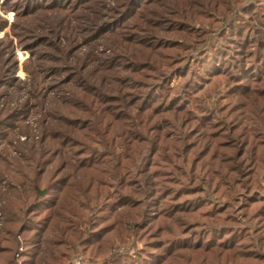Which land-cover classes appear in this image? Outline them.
Instances as JSON below:
<instances>
[{
  "label": "trees",
  "instance_id": "trees-1",
  "mask_svg": "<svg viewBox=\"0 0 264 264\" xmlns=\"http://www.w3.org/2000/svg\"><path fill=\"white\" fill-rule=\"evenodd\" d=\"M15 2L55 57L0 72V264H264V0Z\"/></svg>",
  "mask_w": 264,
  "mask_h": 264
},
{
  "label": "rangeland",
  "instance_id": "rangeland-1",
  "mask_svg": "<svg viewBox=\"0 0 264 264\" xmlns=\"http://www.w3.org/2000/svg\"><path fill=\"white\" fill-rule=\"evenodd\" d=\"M5 1L6 0H0V72H5L4 75H6V72H12L14 78H17L19 81H23L25 78L23 65L27 59L31 58L35 63L42 62V64L45 65V63L47 64L48 62L38 60L39 57L43 54H48L50 56L54 55L50 48L44 46L47 44L45 42H48L49 44L53 42L52 37H50L49 39L46 38L44 40V43L40 44L39 42H35L32 47L30 45L34 43V40L36 41V39L33 38L34 36L35 38L40 37L41 35L45 34L43 33L45 30H47L51 25H54L53 23H56L54 22L56 12H48L44 16L33 14V16L31 15L27 18H24L20 15L16 17V11L10 10L12 7H14L12 5L16 3V0H7L9 2L6 4H9L11 7L9 6V8H6V11L2 8V5ZM50 13L54 14L50 16ZM67 13L68 12L65 10H63L62 12H58L61 17V19L59 20L60 22L63 19V16ZM14 26L16 27L13 29ZM44 58L42 57L41 59ZM194 65L196 68L199 67V63L197 60L194 61ZM178 82L179 79L175 78L172 82V86H176ZM223 93L224 90L221 89V92L219 94L220 96L214 97L213 99L217 100L218 98H221V96H223ZM17 98L18 97H16L14 100H16ZM1 149H3L2 145L0 146V150ZM3 190L6 191L7 189L3 187ZM1 202H3L2 198H0V203ZM142 246V243L134 241L133 238L130 237L129 239H127L125 244H123L116 250L115 253H122L125 249L128 250V255L132 256L134 250L141 249ZM79 260H82L81 262L84 261V263L88 262L87 259H83L82 255L77 261ZM77 261L75 262V264H79L80 261Z\"/></svg>",
  "mask_w": 264,
  "mask_h": 264
}]
</instances>
